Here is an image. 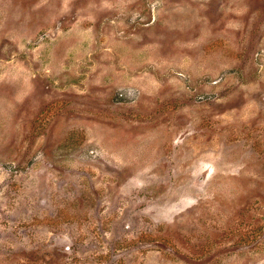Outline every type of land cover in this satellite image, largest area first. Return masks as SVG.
Listing matches in <instances>:
<instances>
[{"label": "rangeland", "instance_id": "rangeland-1", "mask_svg": "<svg viewBox=\"0 0 264 264\" xmlns=\"http://www.w3.org/2000/svg\"><path fill=\"white\" fill-rule=\"evenodd\" d=\"M0 264H264V0H0Z\"/></svg>", "mask_w": 264, "mask_h": 264}]
</instances>
